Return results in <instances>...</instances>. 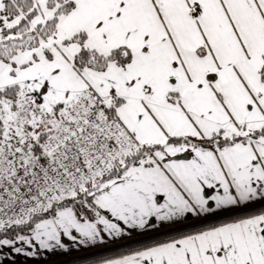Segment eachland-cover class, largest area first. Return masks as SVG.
Returning a JSON list of instances; mask_svg holds the SVG:
<instances>
[{
  "label": "snow or ice",
  "instance_id": "obj_1",
  "mask_svg": "<svg viewBox=\"0 0 264 264\" xmlns=\"http://www.w3.org/2000/svg\"><path fill=\"white\" fill-rule=\"evenodd\" d=\"M5 249L264 264V0H0Z\"/></svg>",
  "mask_w": 264,
  "mask_h": 264
},
{
  "label": "crops",
  "instance_id": "obj_2",
  "mask_svg": "<svg viewBox=\"0 0 264 264\" xmlns=\"http://www.w3.org/2000/svg\"><path fill=\"white\" fill-rule=\"evenodd\" d=\"M113 247L112 245H108L107 248L101 249V251H107ZM82 255L84 254L81 252H73L72 255H52L50 253L41 252L40 255L35 257H25L24 255L9 253L8 250L5 249L0 259L4 260V264H64Z\"/></svg>",
  "mask_w": 264,
  "mask_h": 264
},
{
  "label": "trees",
  "instance_id": "obj_3",
  "mask_svg": "<svg viewBox=\"0 0 264 264\" xmlns=\"http://www.w3.org/2000/svg\"><path fill=\"white\" fill-rule=\"evenodd\" d=\"M64 264H66V263H64ZM84 264H89V262H84Z\"/></svg>",
  "mask_w": 264,
  "mask_h": 264
}]
</instances>
